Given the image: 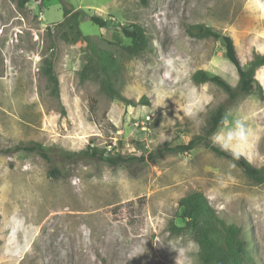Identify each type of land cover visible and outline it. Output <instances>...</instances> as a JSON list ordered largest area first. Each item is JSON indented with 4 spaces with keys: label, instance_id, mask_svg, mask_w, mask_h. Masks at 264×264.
<instances>
[{
    "label": "rangeland",
    "instance_id": "obj_1",
    "mask_svg": "<svg viewBox=\"0 0 264 264\" xmlns=\"http://www.w3.org/2000/svg\"><path fill=\"white\" fill-rule=\"evenodd\" d=\"M66 8L87 14L80 29L88 42L62 38L58 25ZM92 16L109 26L93 24ZM134 25L148 41L138 56L126 53L131 41L121 31ZM193 25L231 37L244 65L264 54V0H44L24 9L16 0H0V264H202L194 233L171 228L185 226L179 201L195 191L220 218L243 229L247 256L264 264V184H253L241 168L203 146L119 166L7 153L40 143L147 156L165 143L186 144L202 135L224 104L229 125L243 119L252 130L241 157L264 168V99L255 91L230 102L217 85L193 81L199 70L232 88L239 81L222 42L190 37ZM90 59L101 60L114 88L133 103L111 99L94 75L81 81L79 71ZM51 61L60 99L45 74ZM256 80L264 96V67ZM157 97L164 102L157 105ZM51 167L66 176L49 178ZM105 168L123 169L128 178L104 183Z\"/></svg>",
    "mask_w": 264,
    "mask_h": 264
},
{
    "label": "trees",
    "instance_id": "obj_2",
    "mask_svg": "<svg viewBox=\"0 0 264 264\" xmlns=\"http://www.w3.org/2000/svg\"><path fill=\"white\" fill-rule=\"evenodd\" d=\"M19 9H24L30 2H42L44 0H16ZM146 4L147 0H140ZM87 14L82 10L65 9V18L58 25L62 30V38L70 43L78 44L81 41H89L84 36L80 23ZM90 20L100 28L109 26L107 20L92 16ZM123 35L131 41V44L124 48L126 53L131 56H138L145 51L148 41L144 29L140 25H134L132 28L121 27ZM188 34L195 39H209L222 42L226 57L235 67L239 81L236 88H232L222 77L210 76L205 71L199 70L193 74V81L196 84L213 83L223 89L230 102L236 100L240 95H250L259 91L264 99L263 91L256 80V72L264 67V54H254L248 65H244L238 56L234 41L231 37L222 35L212 28L205 25H193L189 27ZM99 60V59H98ZM45 74L51 85V93L57 99H60V90L58 78L54 72L53 62H49L45 68ZM95 76L100 82L102 91L111 99H119L131 104L132 101L126 100L118 90L113 86L108 74V68L101 63L90 59L87 64L79 71L82 82L87 81L91 76ZM226 106L220 105L209 118L202 135L192 138L186 144L171 145L165 143L159 150L141 157H126L122 155L111 156L105 151L94 146H88L85 150L79 152L65 151L59 148H48L40 143L20 144L12 150H7L9 154L19 152L36 154L48 163L53 160H62L66 163H77L82 160H99L110 166H119L133 161L147 162L156 161L163 157L173 154H188L196 148L203 146L216 156L225 158L241 168L249 181L255 185L264 184V168L253 166L243 157L234 159L228 152L221 151L218 146L211 143L209 137L223 126ZM66 173L58 167H51L48 171V177L59 179L65 177ZM179 208L182 210V217L185 220V226L179 228L171 225L174 232H181L189 229L194 233V238L200 248L202 264H256L247 256L248 240L245 233L239 226L227 223L220 218L216 211L211 207L208 198L202 192H192L179 201Z\"/></svg>",
    "mask_w": 264,
    "mask_h": 264
},
{
    "label": "clouds",
    "instance_id": "obj_3",
    "mask_svg": "<svg viewBox=\"0 0 264 264\" xmlns=\"http://www.w3.org/2000/svg\"><path fill=\"white\" fill-rule=\"evenodd\" d=\"M163 102L161 98H156L155 103L157 105ZM223 125L224 127L214 132L209 139L211 143L218 146L221 151L228 152L234 159H239L241 155H243V149L252 136V130L243 119H235L231 125H229L227 118H225ZM127 178V173L123 169H117L113 172L111 168H105L101 173V180L104 183L120 182L127 180ZM170 246L179 253V256L184 253V249L176 248L171 243ZM191 247V241L184 246L185 249H190Z\"/></svg>",
    "mask_w": 264,
    "mask_h": 264
},
{
    "label": "bare ground",
    "instance_id": "obj_4",
    "mask_svg": "<svg viewBox=\"0 0 264 264\" xmlns=\"http://www.w3.org/2000/svg\"><path fill=\"white\" fill-rule=\"evenodd\" d=\"M10 211H14V210H10Z\"/></svg>",
    "mask_w": 264,
    "mask_h": 264
}]
</instances>
